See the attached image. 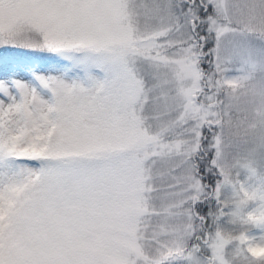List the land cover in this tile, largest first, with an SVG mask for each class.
Returning a JSON list of instances; mask_svg holds the SVG:
<instances>
[{
    "label": "snow or ice",
    "instance_id": "1",
    "mask_svg": "<svg viewBox=\"0 0 264 264\" xmlns=\"http://www.w3.org/2000/svg\"><path fill=\"white\" fill-rule=\"evenodd\" d=\"M0 264H264V0H0Z\"/></svg>",
    "mask_w": 264,
    "mask_h": 264
},
{
    "label": "trees",
    "instance_id": "2",
    "mask_svg": "<svg viewBox=\"0 0 264 264\" xmlns=\"http://www.w3.org/2000/svg\"><path fill=\"white\" fill-rule=\"evenodd\" d=\"M7 51L3 50V49L0 50V60H8V59H12V58L29 59L31 57L29 54L25 53L24 51H20V53L17 51H15V52L12 51L14 53V55L9 54V51H11V50H7ZM36 57L41 58L38 56H36Z\"/></svg>",
    "mask_w": 264,
    "mask_h": 264
},
{
    "label": "rangeland",
    "instance_id": "3",
    "mask_svg": "<svg viewBox=\"0 0 264 264\" xmlns=\"http://www.w3.org/2000/svg\"><path fill=\"white\" fill-rule=\"evenodd\" d=\"M0 50H2V49H0ZM15 52V51H17V52H19L20 53V51H24V50H20V49H15V50H11V51H9V54L10 55H14V53L13 52ZM8 52V51H7ZM25 52V51H24ZM25 53H27V52H25ZM27 54H29L31 57L29 58L32 62H34V63H38V64H44L46 61H45V59L43 58V57H41V58H37L36 56L37 55H35V54H31V53H27ZM39 57V56H38Z\"/></svg>",
    "mask_w": 264,
    "mask_h": 264
}]
</instances>
